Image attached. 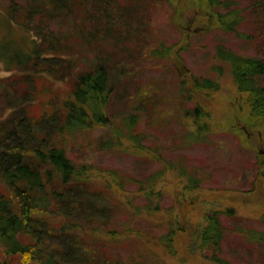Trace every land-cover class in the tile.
Returning <instances> with one entry per match:
<instances>
[{"label":"rangeland","instance_id":"374dc122","mask_svg":"<svg viewBox=\"0 0 264 264\" xmlns=\"http://www.w3.org/2000/svg\"><path fill=\"white\" fill-rule=\"evenodd\" d=\"M12 1L43 5L45 0H0V42L8 37L22 45L25 31L11 23L3 9ZM224 1L228 8L221 12L237 9L242 18L235 32L220 29L216 12L203 0L140 1L121 12L124 22L147 32L149 50H139L140 55L131 46L119 53L106 44L107 53H114L111 124L74 137L70 148L74 160L87 161L93 174L104 176L99 178L101 183H93L101 192L114 191L105 185L111 170L135 180L126 182L117 194L115 226L96 237L93 248L100 264H109L112 258L120 264H218L213 257L230 264H264V240L250 236L253 232L258 238L264 236V130L237 93L230 65L217 55L218 47L224 46L243 56L264 58V0ZM98 23L94 17L89 29ZM62 28L51 22L52 30ZM168 48V57L150 55ZM87 57L93 59L94 54L89 52ZM12 74L0 60V81ZM206 79L218 89L197 87L196 82ZM142 92L150 95L152 104H140ZM0 106H8L1 88ZM12 114L6 108L3 116ZM130 115L139 117L134 133L142 137L143 148L161 160L106 146L113 140L112 128H120ZM190 177L199 181L200 189H186ZM152 179L157 181L156 194L150 198L160 212L148 210L151 199L140 191L142 183ZM221 201V210L231 209L233 215L217 209ZM215 211H221L222 241L217 249L201 251L198 233L205 216ZM171 226L185 240L176 245V253L169 254L161 238Z\"/></svg>","mask_w":264,"mask_h":264},{"label":"trees","instance_id":"16d2710c","mask_svg":"<svg viewBox=\"0 0 264 264\" xmlns=\"http://www.w3.org/2000/svg\"><path fill=\"white\" fill-rule=\"evenodd\" d=\"M140 1L149 0H45L43 5L12 1L3 8L10 22L26 35L22 45L13 44L8 37L0 42V60L13 73L0 81L8 103L0 106V264H100L93 248L96 237L115 226L117 194L126 182L135 180H126L111 170L105 185L114 191L108 195L93 188V183H101L99 178L104 176L93 174L87 161L73 159L71 141L111 124L108 105L113 91L114 53H107L106 44H112L119 53L131 46L140 55L139 50H149L147 32L121 18L126 6ZM203 1L216 12L220 29L236 31L242 20L237 9L223 13L220 10L228 8L227 1ZM94 17L100 24L91 30ZM51 22L63 28L52 30ZM170 50L150 55L165 58ZM89 52L93 59H88ZM217 55L230 65L237 93L244 97L251 118L264 130V58L243 56L224 46L218 47ZM196 84L202 90L219 87L209 79ZM151 101L149 94L140 93L141 105ZM6 108L13 111L7 118L3 116ZM138 122L136 115L122 120L120 128H112L113 140L106 146L134 154L144 152L161 160L143 148L142 137L134 133ZM201 129L195 134L197 140ZM167 167L173 170L170 164ZM156 184L153 179L142 183L140 191L148 201L156 194ZM186 189H200L199 181L190 177ZM150 202L148 210L160 212L159 205L152 199ZM223 205L219 202L217 209ZM221 211L233 215L231 209ZM221 211L205 216L206 223L198 233L201 251L219 248L224 235ZM260 235L250 234L252 239L264 240ZM184 240L185 236L173 232L171 226L161 243L172 254ZM212 260L230 264L214 257ZM109 264L120 261L112 258Z\"/></svg>","mask_w":264,"mask_h":264}]
</instances>
